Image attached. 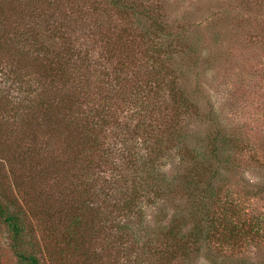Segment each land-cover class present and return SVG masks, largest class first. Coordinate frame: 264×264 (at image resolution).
I'll use <instances>...</instances> for the list:
<instances>
[{
	"label": "rangeland",
	"instance_id": "rangeland-1",
	"mask_svg": "<svg viewBox=\"0 0 264 264\" xmlns=\"http://www.w3.org/2000/svg\"><path fill=\"white\" fill-rule=\"evenodd\" d=\"M163 64L172 94L136 117ZM213 172L226 203L187 199ZM0 201L39 264H264V0H0ZM203 212L242 237L168 248ZM0 264H18L1 219Z\"/></svg>",
	"mask_w": 264,
	"mask_h": 264
},
{
	"label": "trees",
	"instance_id": "trees-1",
	"mask_svg": "<svg viewBox=\"0 0 264 264\" xmlns=\"http://www.w3.org/2000/svg\"><path fill=\"white\" fill-rule=\"evenodd\" d=\"M155 54L157 56H159L161 53L157 52ZM168 70H169V68H166L165 64L161 65V67L156 70L155 79H153L152 82L149 81L148 87L145 88V91H146L145 92V102H146V104L143 108L133 109L135 111L134 115H136L138 113H146V111L151 110L152 104H149V103L157 101L158 99H156V98L159 95H161L160 97H162V95L164 93L166 94V92L170 93V95L172 94L171 91H172L173 87H172L171 83H169L170 82L169 81L170 73L167 72ZM167 81H169L168 85L166 84ZM165 85L168 87L167 90H165L163 88V86L166 87ZM144 87H146V85ZM137 95L134 96V99L136 102H137V98H138ZM130 97L132 98L133 96H130ZM130 97H129V99H131ZM174 97H176V95ZM147 99H148V102H147ZM174 99L177 100V98H174ZM174 99H173V101H171V104L168 103L169 106L167 105V109L172 110V111L176 110V107L174 106L175 104L174 105L172 104L176 101ZM125 100H127V99H125ZM131 100H133V99H131ZM127 108L129 110H131L130 108H132V106H131L130 102H129ZM128 111H126V112H128ZM126 112H124V113H126ZM119 113H121V112H119ZM136 117H137V115H136ZM93 118H95V117H93ZM99 118H101L100 121H98ZM130 118L133 119L134 117L131 115H128L127 113L126 114L121 113V117L116 118V120H114V121H116V126L124 125L123 127H125L128 130L132 129L133 132H135V133L142 132V133H145L146 135H152V131L149 130L148 127L144 126V124H135L132 127L130 125L132 122V120H130ZM95 122H96V125L101 126V127H107L111 124V122H109L108 120L105 119L104 113H102V114L99 113L98 116L96 114V121L91 122L92 129L87 130V134L89 135L88 136L89 141H88L87 145H90L91 147L97 145L96 141H97V138L99 137V136H96V134H98L99 131H97L96 129H93L96 126ZM98 122H100L101 124H99ZM117 134L118 133H116V135H114L115 140L119 138L117 136ZM90 135H91V138H90ZM105 140H106V145H107V143H109V144L115 143V141L114 142H108L109 137H106V136H105ZM122 143H124V142H122ZM122 143H121V145H124ZM139 151H141V149H139ZM149 152L152 153L151 151H149ZM147 159H146V161H144L143 165H145V163H146L150 167L149 171H150V174H152V175H148V176H151L149 181L150 182L153 181V185L151 187H147V188L149 190L156 192L155 196H158L159 192L161 191V188H164L163 186H161L162 184L159 185V179L157 180L154 177L155 174H157V172L159 170H158V168H155L154 164L149 159V155H148ZM129 163H131V162H129ZM131 164H133V163H131ZM190 175H193V174L192 173L185 174V176H190ZM214 179H215V172L212 173L211 177L207 180L205 186H203V185L200 186L198 183H196L194 181L191 182V183H194V185H190L187 188V190L184 192L185 196L187 197V199H190V200H192L194 197H196L197 200H203L204 195L214 193L215 195L210 196V199L212 200V203L215 207L219 206L222 202L226 203V202L220 200L217 191L214 189L213 184H211ZM228 199H229V197H227V200ZM136 201H137V199H134L132 202H130V204H128L126 209L127 210L132 209V207L136 203ZM202 203L203 202H200L197 205V207L193 210H200V209L209 210L205 206L201 207ZM225 210H226V208H225ZM202 215L204 216V219L206 220V225L204 227H200V226L192 227L189 231H186V232H185V230H183L184 226L179 225L177 219L174 218V220L170 222L167 233L165 234V239H166L165 243L167 244V247L169 248L175 244L176 246L179 245L181 247V250L187 252L189 244L191 245V244H193L194 241H197L196 237L199 234V235H204L207 238H211V239L214 238L216 240L217 244L219 245L218 248L224 249L226 247H229L228 243H229L230 239L236 240L237 237L241 236V234H239L236 230H232L231 232H223V233L220 232L218 234L217 233L218 231L216 230V227H215L216 221L213 219V217L210 216V213L209 212H205V213L203 212ZM0 219L2 220L3 223H5V225L8 228V231L10 233V249H11V252L14 255V257L16 258L17 263L18 264H39L38 258L33 254L27 253L25 250V246L27 243L23 239L25 229H24V226L21 222V219L19 218V216L11 214L10 212H8L7 209L1 204V201H0ZM236 242H239V241H236ZM182 243L184 244L185 248L182 246ZM160 257H162V256H160Z\"/></svg>",
	"mask_w": 264,
	"mask_h": 264
}]
</instances>
